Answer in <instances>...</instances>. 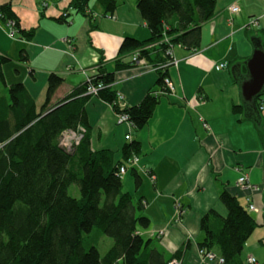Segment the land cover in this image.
I'll return each mask as SVG.
<instances>
[{"label": "crops", "instance_id": "crops-1", "mask_svg": "<svg viewBox=\"0 0 264 264\" xmlns=\"http://www.w3.org/2000/svg\"><path fill=\"white\" fill-rule=\"evenodd\" d=\"M8 1L20 18L21 28L35 31L31 38L19 34L22 45L14 51L19 53L17 56L10 52L7 25L1 28L0 38L1 34L5 38H1L0 50L11 58L3 71L8 84L23 82L27 86L39 108L46 100L53 72L63 82L52 96L51 106L84 86L100 67L115 74L111 89L122 94L126 106L138 105L160 87L162 69L155 66L161 62L158 58L164 57L160 49L153 50L146 64L116 68L118 61L131 59L133 52L120 54L127 36L140 41L152 36L137 0H117L116 9L109 14L96 0V5L90 4L97 13L93 18L70 9L67 20L62 22L58 18L66 12L70 0H48L44 9L37 0L22 6L13 0H0V4ZM233 4L240 10L231 11ZM177 20L175 16L173 22ZM200 25L198 49L175 47L179 64L168 71L176 91L159 97L153 115L140 129L120 123L111 102L99 95L83 94L91 148L111 150L115 161H124V147L133 141L140 145V165L135 167L140 182L130 167L122 178L123 191L146 202L142 213L150 217V225L143 234L153 238L151 245L168 256L180 250L177 257L182 264H214L199 253V243L204 238L201 219L210 209L227 215L228 209L220 198L226 188L247 209L249 202L259 208L249 210L257 227L242 256L245 264L249 255L264 264V93L254 107L245 100L241 87L249 78L246 62L254 51L253 40L264 48V0H217L215 16ZM21 50L27 60L21 58ZM43 56L46 60H42ZM11 62L20 65L16 71L21 79L8 78L7 66ZM220 64L225 66L218 69ZM235 105H243L242 111L235 112ZM242 174L248 175L249 184L239 183ZM177 199L185 208L179 223L174 222ZM166 227L165 235L157 237L152 233Z\"/></svg>", "mask_w": 264, "mask_h": 264}, {"label": "trees", "instance_id": "trees-1", "mask_svg": "<svg viewBox=\"0 0 264 264\" xmlns=\"http://www.w3.org/2000/svg\"><path fill=\"white\" fill-rule=\"evenodd\" d=\"M91 1L70 0L58 20H67L70 9L93 18L97 13L92 11ZM97 2L105 14L117 7V0ZM216 3L217 0H137L152 36L146 41L127 36L120 54L148 44L157 45L141 51L145 59H152L153 50L165 53L170 43L198 49L200 24L215 16ZM175 16L177 23L173 22ZM10 21L15 22L16 33L31 38L35 29L21 28L20 18L8 1L0 4V30ZM261 35L264 43V29ZM165 37H169L168 43ZM23 52L21 58L27 60ZM158 59L162 63L167 57L164 54ZM10 60L0 50V80L7 86V93H0V264H168L178 256L180 250L168 256L151 245L153 238L143 234L150 225V217L142 213L146 202L123 191L120 167L129 165V157L138 155L140 145L134 141L127 144L124 161H115L111 150L91 148L84 120L83 94L91 95L88 83L51 106V98L63 82L60 75L51 73L46 100L39 108L23 82L7 83L3 66ZM133 64L131 59L118 61L116 68ZM161 72L160 87L164 77L169 76L168 68ZM95 75L94 82L105 86L98 95L114 104L116 111L128 113L135 128L149 121L160 96L149 92L138 105L120 109L115 104L117 92L111 89L115 74L100 67ZM242 109L243 105L234 107L235 112ZM79 126L86 129L84 138L75 150L65 151L60 146L61 133ZM131 170L140 182L135 166ZM73 184L78 185L79 196L70 192ZM220 198L228 213L223 216L210 209L203 215L204 238L199 246L224 256L227 264H245L242 254L257 227L256 219L228 189L221 191ZM94 229L113 238L104 255L93 240L87 241L88 249L85 247Z\"/></svg>", "mask_w": 264, "mask_h": 264}, {"label": "built area", "instance_id": "built-area-1", "mask_svg": "<svg viewBox=\"0 0 264 264\" xmlns=\"http://www.w3.org/2000/svg\"><path fill=\"white\" fill-rule=\"evenodd\" d=\"M231 11L233 12H237L240 10V7L236 4L231 5L230 7ZM256 21V20H255ZM257 22V21H256ZM255 22V23H256ZM8 26L11 28V30L8 32L10 37H13L16 34V29H15V22L14 21H10L8 23ZM165 42H169V37H165L164 39ZM157 44H148L146 46H144L143 48H139L136 49L132 54H131V60L135 65H141V64H146L147 61L145 58L141 57V51L142 50H147L150 49L151 47L155 46ZM175 45L173 44H169L166 48L165 51V56L167 57V59L162 62L159 63L158 67L161 69H167L171 66H178L179 64V58L176 56L175 54ZM225 66V64H220L217 66V68H221ZM96 79V75L95 76H90L87 78L86 82L88 83V94L91 95H98L99 90L104 88V84L103 83H98L96 84L94 81ZM176 91V85L175 82L173 81V79L170 76H165L164 77V85L162 87H159L158 89L154 90L153 93L155 94V96H161V95H171ZM119 104L120 109H125L126 108V104L124 102V97L122 96L121 93H117V99L115 100V104ZM112 104V103H111ZM114 104H112L113 106ZM114 108V107H113ZM117 114V118L118 121L120 123H127L129 126H134L132 121L130 120V116L128 113L126 112H122V111H116ZM201 121L203 122V125L207 128L210 129V125L209 123L203 118L200 117ZM86 133V129L82 126H79L76 130L75 129H71V128H67L65 129L62 133H61V137H60V146L67 152H72L73 150L76 149V147L78 145H80L82 139L84 138ZM127 138L130 137V134L126 135ZM127 163L129 164L128 166L126 165H122L120 167V174L122 177H124V175L128 172L129 167L132 166H138L140 165V157L137 154H133L131 157H129ZM151 178L154 180L155 179V175L152 174ZM239 183L241 185H247L249 184V178L247 174H242L239 177ZM175 210H176V219L174 222L179 223L181 221V217L182 215L185 213V208L182 205V202L180 199H177L175 202ZM248 210L250 211H258L259 208L255 205V203L253 202H249V207ZM173 223V222H170ZM169 223V224H170ZM167 231V227L160 229V230H155L152 231V233H154V235H156L157 237H160L162 235H165ZM199 253L201 254V256L203 257L204 260L210 261L214 264H227L226 263V258L222 255L217 254L214 251H209V250H205L203 248L200 247L199 249ZM247 261L249 264H259L257 258L253 255H249L247 258ZM168 264H182V260L178 257L172 258Z\"/></svg>", "mask_w": 264, "mask_h": 264}, {"label": "rangeland", "instance_id": "rangeland-1", "mask_svg": "<svg viewBox=\"0 0 264 264\" xmlns=\"http://www.w3.org/2000/svg\"><path fill=\"white\" fill-rule=\"evenodd\" d=\"M14 1V4L15 5H19V6H22V3L23 4H28L30 3L29 1L31 0H13ZM48 0H37L38 2V6L41 7V9H44L43 8V5L46 6V3H47ZM21 4V5H20ZM91 5H96V0H92L91 1ZM256 21L253 22V24L255 23ZM256 24V23H255ZM7 30L10 31L11 28L6 26ZM7 31V32H8ZM8 34V33H7ZM6 34V35H7ZM9 34L7 35V39H8ZM1 38H5L4 34H1ZM0 38V40H1ZM11 39H8V41L10 42V52H13L15 53L16 50L20 49V46L22 45V43L19 40V33H16L13 37H10ZM1 44H2V40L0 41ZM15 51V52H14ZM19 51V50H18ZM17 51V52H18ZM15 55H19V53H15ZM20 56V55H19ZM42 60H46L44 58V56L42 57ZM40 63L42 64V61H40ZM18 66L20 67L19 64L17 63H14L11 62L8 64V68L10 69V71L8 72V78L10 79V76L11 78L15 77L16 79H21V75H19V73L16 71V68H18ZM13 76V77H12ZM7 90V87L5 86V84H3V82L0 80V93H2L3 91H6ZM70 192L75 195V196H79V188H78V185L77 184H73L70 188ZM88 240H93V242H96L97 244V247L99 248V251L101 253V255H104L108 249L112 246L113 244V238L108 236V235H105V234H101L97 229H94L93 232L89 235V237L87 238L86 242H85V247L88 249L90 247V244L87 243ZM246 263H248L247 259H246Z\"/></svg>", "mask_w": 264, "mask_h": 264}, {"label": "water", "instance_id": "water-1", "mask_svg": "<svg viewBox=\"0 0 264 264\" xmlns=\"http://www.w3.org/2000/svg\"><path fill=\"white\" fill-rule=\"evenodd\" d=\"M253 42V54L246 62L249 78L243 80L241 87L245 100L257 107V100L264 93V48L261 42Z\"/></svg>", "mask_w": 264, "mask_h": 264}]
</instances>
